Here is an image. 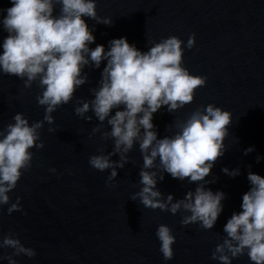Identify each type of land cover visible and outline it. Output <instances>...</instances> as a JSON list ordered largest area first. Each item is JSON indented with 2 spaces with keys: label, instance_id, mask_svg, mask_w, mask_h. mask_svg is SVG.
<instances>
[{
  "label": "water",
  "instance_id": "water-1",
  "mask_svg": "<svg viewBox=\"0 0 264 264\" xmlns=\"http://www.w3.org/2000/svg\"><path fill=\"white\" fill-rule=\"evenodd\" d=\"M96 4L97 14L111 18L112 25L87 21L95 28L92 48L97 44L107 48L110 40L126 37L137 49L147 51L149 42L176 36L186 44L195 35L194 47L185 48L183 66L206 78V83L195 91L192 103L172 113L162 108L153 123L158 138H164L199 106L214 104L231 113L227 151L205 178L215 179L206 188L225 193L223 212L213 229L204 230L199 224L182 226V217L188 215L183 209L173 215L145 208L138 197L133 200L143 187L138 144L125 154L127 162L115 168L117 176L110 182L112 169L100 172L89 165V158L97 155L111 154L114 164L121 162L114 139L106 135L111 131L107 120L100 122L91 109L83 117L75 114L82 102L94 99L92 90L99 86L102 63L99 69H84L87 82L68 104L52 113L54 123L40 129L44 148L32 149V168L9 194L12 202L20 198L22 211L9 215L7 206L0 208V239L16 233L36 251L32 259L16 257L17 264H219L211 255L226 236L227 220L240 211L241 197L250 187L248 172L264 176V0H96ZM7 7L9 0H0V9ZM6 35L0 30V43ZM40 92L38 81L25 88L22 80L0 73V129L14 123L17 113L30 124L43 120L44 108L36 101ZM50 127L54 131L49 132ZM249 147L254 150L245 155ZM225 167L239 168L241 174L229 178L221 171ZM50 168L56 169L55 174ZM153 170L165 201L169 194L173 203L183 200L199 183ZM161 224L170 227L176 238L174 258L167 262L155 235ZM7 251L0 249V256ZM232 264L250 261L243 255Z\"/></svg>",
  "mask_w": 264,
  "mask_h": 264
},
{
  "label": "clouds",
  "instance_id": "clouds-1",
  "mask_svg": "<svg viewBox=\"0 0 264 264\" xmlns=\"http://www.w3.org/2000/svg\"><path fill=\"white\" fill-rule=\"evenodd\" d=\"M11 7L0 9V30L7 33L0 43V73L15 76L30 88L39 82L38 106L44 108L41 121L29 123L22 113L13 116L14 123L0 129V208L7 213L22 211L21 200L12 202L10 193L25 172L32 168V149H43L40 129L54 123L52 113L68 104L74 93L87 82L86 67L99 69L104 63L94 99L82 102L75 109L83 117L90 109L95 117L111 126L106 135L114 139V151L121 162L114 164L110 155L89 158V165L100 172L112 169L110 182L117 176L116 167L123 168L126 155L139 145L143 158L137 197L145 208L168 211L175 215L183 209L188 215L181 219L182 226L199 224L211 230L223 212V191L213 192L205 184L214 183L205 178L218 159L227 151L225 139L229 135L231 113L214 104L199 106L188 118L175 125L171 136L158 138L153 123L154 114L162 108L172 113L194 100L195 91L203 87L206 78L190 74L183 66L185 48L195 45V35L186 44L176 36L151 43L147 51L137 49L126 37L112 39L107 48L95 44L88 20L96 24L112 25L111 18L97 14L96 0H9ZM114 113V114H113ZM87 119H91L88 117ZM49 132L54 131L51 127ZM253 147L245 150V155ZM262 157H257L259 163ZM157 160L159 164L157 165ZM173 179L189 183L199 182L195 191L186 193L183 200L173 203L157 190V171ZM221 171L229 178L239 176L240 169ZM49 172L55 174L56 169ZM160 181L164 179L159 176ZM250 184L241 197L240 211L233 212L224 225L222 243L216 245L211 259L219 264H232L247 255L250 264H264V176L248 172ZM160 242V253L165 262L174 258L176 241L172 229L159 225L155 233ZM0 249L8 250L0 256L8 264H17L16 257L34 258L37 253L26 247L16 233H7L0 239Z\"/></svg>",
  "mask_w": 264,
  "mask_h": 264
}]
</instances>
